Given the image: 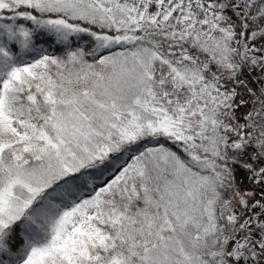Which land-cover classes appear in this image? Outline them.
Instances as JSON below:
<instances>
[{
	"label": "snow or ice",
	"instance_id": "1",
	"mask_svg": "<svg viewBox=\"0 0 264 264\" xmlns=\"http://www.w3.org/2000/svg\"><path fill=\"white\" fill-rule=\"evenodd\" d=\"M0 264H264V0H0Z\"/></svg>",
	"mask_w": 264,
	"mask_h": 264
}]
</instances>
